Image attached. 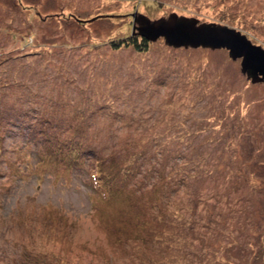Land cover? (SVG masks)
<instances>
[{"label": "rangeland", "instance_id": "1", "mask_svg": "<svg viewBox=\"0 0 264 264\" xmlns=\"http://www.w3.org/2000/svg\"><path fill=\"white\" fill-rule=\"evenodd\" d=\"M171 14L264 48V0H0V264H264V83L225 49L133 50Z\"/></svg>", "mask_w": 264, "mask_h": 264}, {"label": "water", "instance_id": "2", "mask_svg": "<svg viewBox=\"0 0 264 264\" xmlns=\"http://www.w3.org/2000/svg\"><path fill=\"white\" fill-rule=\"evenodd\" d=\"M133 34L154 41L161 37L166 45L184 48L225 49L231 59H240V69L252 83H264V48L253 44L236 29L215 24H198L196 19L177 17L140 22Z\"/></svg>", "mask_w": 264, "mask_h": 264}, {"label": "trees", "instance_id": "3", "mask_svg": "<svg viewBox=\"0 0 264 264\" xmlns=\"http://www.w3.org/2000/svg\"><path fill=\"white\" fill-rule=\"evenodd\" d=\"M18 2V1H17ZM20 2V1H19ZM21 3V2H20ZM20 3L19 4H17V6H19L20 5ZM21 5H22V3H21ZM35 12H38V10H36ZM128 34H126V36H127ZM28 38H30V37H28ZM127 38V37H126ZM129 42H131V44H132V47H133V50H137V51H141V49L143 48V47H145L146 46V44L148 43V41L145 39V38H142L141 39V41H139L138 42V40H137V38L136 37H130L129 39ZM8 41V40H7ZM27 42H28V39H27V41H26V43H24V45H23V47H25L26 46V44H27ZM124 41L122 40V41H120L119 42V44L120 43H123ZM129 42L128 43H126V46H127V44H129ZM9 43H11V41H10V39H9ZM258 45H260V44H258ZM28 46H29V43H28ZM260 46H262V45H260ZM1 55V54H0ZM198 132V130H195V131H193V134H196ZM211 133V132H210ZM200 135H202L200 132L198 133V136L197 137H199V140H201V143L199 144V145H195L196 147H192V146H187V147H184V149L190 154V153H195L196 154V162H194L192 159H189L186 163H184V166L185 165H189V169H191V166H193L194 168H192V169H197L198 167L201 169L200 171H205V170H207L208 168H209V166L211 167L213 164H214V159L213 158H211V156H212V154L210 153L211 152V149H213V147H212V144H210V143H207V139H204V137H203V135L202 136H200ZM196 137V138H197ZM194 139H195V137H194ZM140 140V139H139ZM77 145H79V144H77ZM76 146V145H75ZM70 150V149H69ZM184 150V151H185ZM71 151V150H70ZM179 151V150H178ZM80 153V152H79ZM177 155H179V153H177ZM134 156H135V160L133 159V160H131V162H132V164H135V163H138V160L141 158V154L140 153H137V154H134ZM182 156V155H181ZM201 156V157H200ZM63 158H68V159H71V162L72 163H76V160H74V159H76L75 157H73V153L71 154V153H66V154H64V156H63ZM62 162H64V161H62ZM65 163V162H64ZM66 164V163H65ZM155 164H157L158 165V163L156 162ZM209 165V166H208ZM135 170H136V168H134ZM174 170H176L177 172H179V170H181V167L179 168V166H177V168H174ZM174 172V171H173ZM249 173V172H248ZM130 175H131V172H130ZM201 174H199V176H200ZM198 177V175H193V176H191V178L193 179H196V178ZM243 177L245 178V179H248V182H250V185H251V187H250V189L253 191V192H256V184H255V181H253V180H258V179H255L256 177H252L251 176V174H248V175H243ZM185 178V175H183V177H182V179H180V181H181V184H180V186L182 187V186H184L185 185V182L183 181V179ZM259 179H260V177H258ZM96 181V183H97V187H99V188H102V186H104L105 187V185H107V187H108V191L111 193L113 190L111 189V186L112 187H114L115 185H114V183H113V178H110V180L108 181V182H105L104 184H103V182H101V178H99V179H97V180H95ZM163 185H164V183H163ZM162 185V186H163ZM179 185V184H178ZM159 187H160V184H159ZM159 187H154V188H152V190H151V192L152 193H154V191H156L157 190V192H159ZM131 197V195H126L124 198H126V199H128V198H130ZM132 198L133 199H135V198H138V192H137V190L135 191V193L134 192H132ZM133 201L135 202V200H132V204H133ZM249 202V201H248ZM136 204H137V202H135ZM168 203H170V201L168 202ZM177 213H178V211L175 213V214H173L172 216H169V217H167L168 219H169V221H168V225L169 226H171L172 225V223H173V221H175L178 217H176V215H177ZM217 219H218V217H217ZM178 222V221H177ZM213 223H214V225H215V221L213 220ZM143 224V223H142ZM175 224H176V222H175ZM216 225H217V223H216ZM135 227L136 228H139V227H144V226H141V224L139 223V222H136V224H135ZM176 226H174V228H175ZM179 227V225L177 226V228Z\"/></svg>", "mask_w": 264, "mask_h": 264}, {"label": "bare ground", "instance_id": "4", "mask_svg": "<svg viewBox=\"0 0 264 264\" xmlns=\"http://www.w3.org/2000/svg\"><path fill=\"white\" fill-rule=\"evenodd\" d=\"M40 154V153H39Z\"/></svg>", "mask_w": 264, "mask_h": 264}]
</instances>
